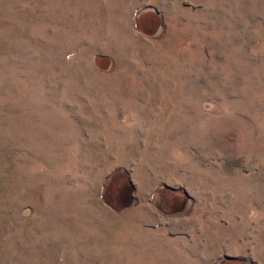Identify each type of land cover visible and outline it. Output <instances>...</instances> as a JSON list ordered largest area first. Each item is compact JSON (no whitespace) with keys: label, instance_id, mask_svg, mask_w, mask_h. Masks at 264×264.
Wrapping results in <instances>:
<instances>
[{"label":"rangeland","instance_id":"rangeland-1","mask_svg":"<svg viewBox=\"0 0 264 264\" xmlns=\"http://www.w3.org/2000/svg\"><path fill=\"white\" fill-rule=\"evenodd\" d=\"M0 264H264V0H0Z\"/></svg>","mask_w":264,"mask_h":264}]
</instances>
